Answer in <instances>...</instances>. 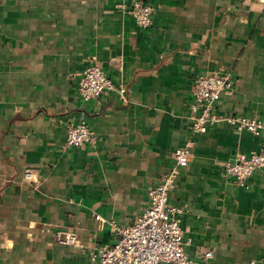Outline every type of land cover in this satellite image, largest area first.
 Here are the masks:
<instances>
[{"label": "crops", "instance_id": "obj_1", "mask_svg": "<svg viewBox=\"0 0 264 264\" xmlns=\"http://www.w3.org/2000/svg\"><path fill=\"white\" fill-rule=\"evenodd\" d=\"M134 1L0 0V264H84L87 248L56 232L113 243V223L145 208L179 146L189 160L169 202L185 209L187 253L196 264L206 249L210 264L264 260V168L239 186L221 166L264 147V128L190 126L191 85L211 72L234 78L217 114L264 121V0H141L153 5L147 28L128 12ZM93 62L115 86L84 101L77 78ZM79 119L96 142L64 147L65 121Z\"/></svg>", "mask_w": 264, "mask_h": 264}, {"label": "built area", "instance_id": "obj_2", "mask_svg": "<svg viewBox=\"0 0 264 264\" xmlns=\"http://www.w3.org/2000/svg\"><path fill=\"white\" fill-rule=\"evenodd\" d=\"M128 12L141 28L152 24L153 5L135 0ZM113 80L102 66L87 64L77 78L79 97L88 101L99 97L114 88ZM234 86L230 72H211L198 74L191 85V130L195 133L207 131L218 120H224L235 129L248 130L254 134L264 128V121L246 115H220L215 112L217 97ZM123 92L124 88L119 87ZM64 147L95 143L97 134L85 119L67 120L64 123ZM173 162L162 173L159 180L147 190V205L129 225L113 223L116 239L109 245L94 243L88 247L81 243L74 231L56 232L57 241L77 247H86L88 260L84 264H196L186 251L183 231L179 217L184 207L169 202V191L178 176L179 169L186 165L189 154L184 146L174 149ZM222 170L237 185L247 186L248 179L256 169L264 168V147L253 150L248 155L236 154L232 159L222 162ZM29 178L31 173L26 171ZM213 251L201 252L199 262L210 264ZM249 264H264L262 258H252Z\"/></svg>", "mask_w": 264, "mask_h": 264}]
</instances>
